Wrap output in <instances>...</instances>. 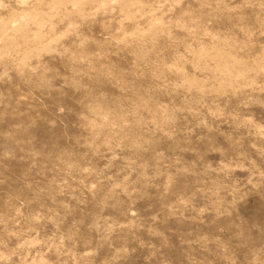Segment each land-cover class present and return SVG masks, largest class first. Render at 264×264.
<instances>
[{
    "label": "rangeland",
    "instance_id": "1",
    "mask_svg": "<svg viewBox=\"0 0 264 264\" xmlns=\"http://www.w3.org/2000/svg\"><path fill=\"white\" fill-rule=\"evenodd\" d=\"M0 264H264V0H0Z\"/></svg>",
    "mask_w": 264,
    "mask_h": 264
}]
</instances>
